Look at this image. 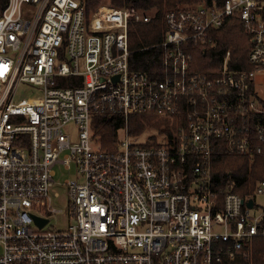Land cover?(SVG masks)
Here are the masks:
<instances>
[{
	"label": "built area",
	"instance_id": "1",
	"mask_svg": "<svg viewBox=\"0 0 264 264\" xmlns=\"http://www.w3.org/2000/svg\"><path fill=\"white\" fill-rule=\"evenodd\" d=\"M236 15L252 68L230 51L207 70L192 51ZM132 5L6 0L0 13V264H250L264 235V179L246 198L214 180L213 149L264 158V0L177 6L164 15L159 68H132ZM259 76V78H257ZM21 84L35 92L14 100ZM118 116L117 148L93 135ZM142 126L129 133V117ZM97 144V146H96ZM65 180L64 227H47L53 165ZM58 196V193H54ZM252 200V206L245 202ZM35 217L46 221L39 225Z\"/></svg>",
	"mask_w": 264,
	"mask_h": 264
},
{
	"label": "trees",
	"instance_id": "2",
	"mask_svg": "<svg viewBox=\"0 0 264 264\" xmlns=\"http://www.w3.org/2000/svg\"><path fill=\"white\" fill-rule=\"evenodd\" d=\"M104 1L117 6L132 5L141 15L149 17L145 22L138 21L130 24L129 48L132 53L129 60L132 68L152 74L153 70L160 66L162 49L157 46L151 47V45L161 41L164 37L165 13L177 6L194 5L201 2L219 7L223 0H82L87 12L93 11L98 4ZM5 3L6 0H0V13ZM211 33L216 42L214 45L195 48L192 51L194 65L197 69H209L222 60L228 50L230 51L229 64L232 68H252L247 60L250 42L238 16H226L223 23L218 28L212 29ZM121 124L122 121L118 116L109 117L105 114H97L92 118L93 135L102 150H116L118 129ZM141 128L136 117L131 115L129 133H137ZM211 173L217 182L233 180L234 190L241 197L246 198L253 195L258 182L264 179V158L226 154L224 144H221L213 149ZM250 264H264V235L256 236L253 240Z\"/></svg>",
	"mask_w": 264,
	"mask_h": 264
},
{
	"label": "rangeland",
	"instance_id": "3",
	"mask_svg": "<svg viewBox=\"0 0 264 264\" xmlns=\"http://www.w3.org/2000/svg\"><path fill=\"white\" fill-rule=\"evenodd\" d=\"M110 3L109 1L101 2V4ZM96 6V7H98ZM259 78V76H257ZM35 92L28 89L26 84H21L18 88L16 95L14 97L15 101H18L23 98H27L30 96H33ZM97 146V144H96ZM54 170V182L53 186L49 190V194L51 196V206L54 208H58L61 211L60 212H51L47 216L49 218V222L47 223V227H64L67 223V218L65 215L66 210V204H67V195H66V186H65V180L70 178L78 177L75 171L74 165H72V168L70 170H67L64 165L60 162H57L53 165ZM79 178V177H78ZM55 192L58 193V196H55ZM255 205L253 207L254 212H259L262 209H264V194H257L255 197Z\"/></svg>",
	"mask_w": 264,
	"mask_h": 264
},
{
	"label": "water",
	"instance_id": "4",
	"mask_svg": "<svg viewBox=\"0 0 264 264\" xmlns=\"http://www.w3.org/2000/svg\"><path fill=\"white\" fill-rule=\"evenodd\" d=\"M248 206H252V200L249 199L245 202ZM35 221L39 223V225H41L42 223H44L46 220L39 218V217H35Z\"/></svg>",
	"mask_w": 264,
	"mask_h": 264
},
{
	"label": "bare ground",
	"instance_id": "5",
	"mask_svg": "<svg viewBox=\"0 0 264 264\" xmlns=\"http://www.w3.org/2000/svg\"><path fill=\"white\" fill-rule=\"evenodd\" d=\"M246 179V178H245ZM244 180V179H243Z\"/></svg>",
	"mask_w": 264,
	"mask_h": 264
}]
</instances>
